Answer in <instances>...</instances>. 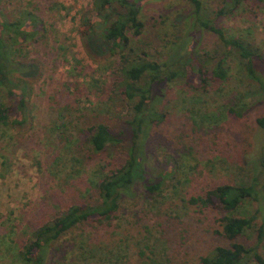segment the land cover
I'll use <instances>...</instances> for the list:
<instances>
[{"label": "rangeland", "instance_id": "374dc122", "mask_svg": "<svg viewBox=\"0 0 264 264\" xmlns=\"http://www.w3.org/2000/svg\"><path fill=\"white\" fill-rule=\"evenodd\" d=\"M93 1L1 3L15 15L21 6L33 10L46 20L47 33L26 49L30 59L41 63L42 75L32 84L25 123L16 130L0 128V264H22L17 252L32 240V233L86 198L93 171L104 164L99 158L85 157L76 145L79 129L89 121L108 119L107 114L121 107L119 99L110 102L106 92L115 58L94 56L93 60L81 40L83 16H92ZM201 2L205 18L226 35L253 39L264 55V8L252 11L248 2L232 16L215 20L223 0ZM139 7L144 29L132 44L148 59L169 62L174 49L192 35L197 41L195 56L226 57L230 81L218 90L211 84L206 92L190 91V83L197 86L194 77H178L160 87L157 108L165 118L146 141L144 167L157 176L174 162L179 171L165 181L167 186L158 195H148L138 183L135 196L123 198L118 217L109 226H80L63 235L49 249L47 264H200L214 247L229 243L215 233L221 229L215 222L219 212L188 209L181 198L221 184L253 185L255 178L257 189L261 187L264 131L256 119L262 109L253 108L239 119L223 108L233 91L256 90L241 74L235 55L226 53L213 33L192 29L189 0H140ZM185 56L186 52L180 57ZM180 57L177 54L176 59L182 62ZM216 61L210 59L209 64ZM127 110L125 106L123 114ZM75 159L82 160V167H70ZM73 171L79 173L71 175ZM262 207L260 201L246 202L232 213L254 217L252 228L238 239L247 247L257 245ZM257 252L264 257V239Z\"/></svg>", "mask_w": 264, "mask_h": 264}, {"label": "trees", "instance_id": "16d2710c", "mask_svg": "<svg viewBox=\"0 0 264 264\" xmlns=\"http://www.w3.org/2000/svg\"><path fill=\"white\" fill-rule=\"evenodd\" d=\"M2 1L0 128L16 130L25 123L24 110L32 84L42 75L41 63L30 59V52L26 49L46 37L47 23L42 16L23 6L15 15L7 11V6H1ZM189 1L193 5L190 16L193 19L192 29L216 35L225 52L235 55L245 80L256 88L255 92L233 91L223 107L225 112L240 119L248 111L260 107L262 115L256 119V124L264 131V55L261 48L253 39L243 35H226L222 28L204 17L201 0ZM139 2L94 0L92 16H83L85 29L80 36L87 54L93 60L94 56L100 59L115 58L114 66L110 67L111 77L106 92L109 93V101L113 103L118 98L121 107L107 114L108 119L89 121L78 130L77 147L86 152L88 159L99 158L104 164L93 171L85 190L86 198L59 211L52 220L32 233V240L17 252L22 264H47L49 249L63 235L80 226L91 229L109 226L117 219L123 198L135 196L138 183L148 195H158L163 186H167L165 181H170L171 176L179 171V166L174 162L157 176L148 174L144 167L146 141L152 129L165 118V113L157 108L161 103V97L157 96L160 87L178 77H194L197 86L190 83V91L206 92L211 84L218 90L230 81L231 69L226 64V57L195 56L197 41L193 40L192 35L181 43L178 50L177 47L174 49L169 62L159 64L148 59L141 49L132 44V39L141 36L144 29ZM248 2L252 11L264 8V0H223L222 6L215 11V20L232 16L242 4ZM60 8L63 9L62 6ZM184 52L185 58L180 57ZM177 54L182 62L177 61ZM210 59L217 61L209 64ZM125 106L129 111L123 114ZM81 162V159H75L70 167H82ZM77 173L73 171L71 175ZM259 176L262 180L260 189H257L259 179L255 178L257 183L253 185L221 184L189 199L181 198L180 201L188 209L195 207L200 212H219L220 216L215 222L219 223L221 229L215 233L229 243L228 246L214 247L209 254L200 258V264H264V257L257 252L264 239V217L263 226L258 231L257 245L247 247L238 239L252 228L254 217L232 214L244 203L252 201L262 202L264 210V168Z\"/></svg>", "mask_w": 264, "mask_h": 264}]
</instances>
